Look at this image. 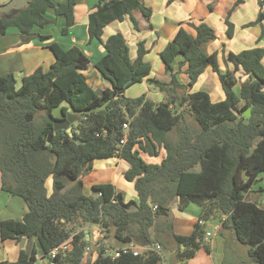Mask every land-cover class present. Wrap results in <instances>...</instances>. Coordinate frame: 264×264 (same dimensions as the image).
Segmentation results:
<instances>
[{
  "label": "trees",
  "instance_id": "obj_1",
  "mask_svg": "<svg viewBox=\"0 0 264 264\" xmlns=\"http://www.w3.org/2000/svg\"><path fill=\"white\" fill-rule=\"evenodd\" d=\"M244 2L236 0L226 11L225 40L234 38L231 17ZM258 3L256 20L244 28L264 20V2ZM76 5L77 0H31L12 21L0 23V37L15 28L23 37L21 46L38 37L48 41L55 58L48 69L40 66L23 77L20 86L14 74H0L1 190L26 206L21 221H0L1 240L36 239L51 264H164L163 251L113 253L131 243H158L167 250L175 242L172 263L189 264L207 247L205 224L215 220L248 248L249 260L239 264H264V209L246 198L264 173V47L230 52L227 60L233 68L224 71L220 52L206 50L218 38L216 30L204 21L190 22L195 32L190 33L179 23L159 53L170 76L163 81L151 75L145 39L133 52L121 32L104 38L114 22L128 20L140 32L137 15L149 22L152 9L144 0H98L88 16V42L103 47L104 55L93 63L110 85L96 89L84 75L91 59L80 47L34 32L63 18V33L68 34L76 25ZM184 68L187 81L181 82ZM209 68L224 93L217 102L208 92L193 91ZM145 80L162 93L161 102L146 93L127 97L129 88ZM58 108L63 115L71 109L80 121L72 125L73 137L57 131L49 141ZM162 151L166 155L159 164L143 158L159 157ZM117 158L128 163L124 177L134 183L137 197L127 200L112 183L94 185L88 194L82 175L93 170L95 161ZM175 201L180 211L191 204L200 207L190 235L175 233L170 217ZM95 226L103 237L93 242L86 230ZM66 242L69 248L52 258L51 252ZM37 256L36 249L30 254L23 250L11 264H38Z\"/></svg>",
  "mask_w": 264,
  "mask_h": 264
},
{
  "label": "crops",
  "instance_id": "obj_2",
  "mask_svg": "<svg viewBox=\"0 0 264 264\" xmlns=\"http://www.w3.org/2000/svg\"><path fill=\"white\" fill-rule=\"evenodd\" d=\"M145 4L149 6L152 9V16L149 20H145V18L142 15H137V19L140 24L141 31L135 32L133 30V27L131 23L126 20L124 22H114L111 25H109L105 29V36L104 38H107L111 34L121 32L123 33L126 38L128 39V42L130 43L133 52H135V45L140 40H146L147 41V47L150 49V53L147 55L146 59L151 63L152 65V76L154 74V65H159V63L163 66L160 58L159 53L164 49V47L167 45V43L174 37L178 30L179 23H182V26L185 27L187 31L190 33H195L194 30L188 25L190 22H200L204 21L208 23L210 26H212L217 33L218 38L207 45L206 50L208 53H213L215 51L220 52V65L222 69L227 68H233L228 60V54L230 52L238 53L243 48H240V50L235 49L238 48V43L241 42L243 45H251L250 47H264V20L261 24H258L254 27L250 28H244V25L249 22H244V19L241 18V15L238 13L240 11H244L248 0H245V2L236 8L234 11L231 21L235 25V35L234 38L231 40H225V33L227 31V26L225 24V15L226 11L232 6V4L236 0H207L206 3H204V0H176L172 4L168 5V0H144ZM264 2V0H262ZM259 0H255V3L257 5L258 12L260 11L259 7ZM206 4V5H205ZM213 4V9L209 8V5ZM96 5L92 4L88 6L85 9H79V2L77 0V5L75 6V18H76V25L77 27V21H78V13L79 15H82V21L83 26H85L86 34L87 33V25H88V16L91 12V9L93 6ZM264 12V7H263ZM239 15V18L237 17ZM151 26V27H150ZM71 28L72 30L75 28ZM111 28V33L106 34L107 30ZM71 31L69 30L68 34L70 35ZM7 35V34H6ZM262 36V40L259 44H257V39ZM75 37L72 39V42H68L69 46L72 47L75 45ZM92 44V43H91ZM44 46H41L40 48L36 47L34 45V41L28 45L17 46L16 48L19 49L24 54H33L29 56V59L35 58L34 61H29L30 64H32V68L29 72L32 73L36 68L38 67H44L45 69H48L52 63H54L55 58L53 54L48 49V43L43 44ZM101 52L102 55H104V49L101 46ZM89 58L91 57L92 53L89 52ZM135 56V54H134ZM91 59V58H90ZM152 59V61H151ZM186 68L183 69V74L185 77V82L187 81V76L184 74ZM94 70L98 75H93V78L91 79H101V76L99 72L94 68L89 67V70L84 73V75L87 77L88 72H91ZM165 72V69H163ZM28 74V75H29ZM168 78H170L169 74L167 75ZM90 77V76H89ZM213 80L215 81V84L217 85V88H215L218 92V95L221 94L219 89V80L217 78V75L213 73L211 68L207 69L206 72L199 78L197 83H205L204 80ZM204 81V82H203ZM103 85L102 87H108L110 84L109 82H106L102 80ZM147 84V81H144ZM143 82V83H144ZM140 83V84H143ZM196 83V84H197ZM91 84V83H90ZM195 84V85H196ZM91 86H93L91 84ZM221 86V85H220ZM194 91V90H193ZM142 93H145L144 91ZM147 96L154 100L155 102H161L164 97L161 93V95L158 94H147ZM212 96V94H211ZM213 99V98H212ZM224 99V95L219 98V100ZM218 100V101H219ZM166 153L164 151L161 152L159 157H149L146 155H143V158L149 162L154 164H159L162 159L165 157ZM94 164H96L99 168H109L112 170L110 180L119 191L124 193L125 198L127 200L133 199L137 197V192L134 189V183L128 182L125 177L124 173L129 169L128 163L121 159H112V160H104V161H95ZM95 167V166H94ZM93 167V170H94ZM261 183L259 184V182ZM257 184H259L258 189L253 186L250 193L247 194L248 198L252 202H256L262 209H264V174L260 176V180ZM127 184V185H126ZM94 185H98V183H95ZM93 185V186H94ZM129 185V186H128ZM85 186V185H84ZM92 186V189H93ZM87 188L85 187V191ZM128 190V191H126ZM131 190V191H130ZM130 191V192H129ZM88 194L92 193V190ZM18 197H13L10 194L4 192L1 190V174H0V221L3 220H18L21 221L23 219V216L25 215L24 208L20 201L17 199ZM200 207L191 204L189 207L184 210L180 211L178 209V201H175L171 203L170 205V217L174 224V230L177 231V234L179 233V227H190L191 232L194 228V225L199 221V215H200ZM225 216L223 217V220H225ZM206 245L207 247L201 248L196 256L192 258L189 261V264H239L240 260H249V256H244V252L247 248L244 247L241 243L237 241L236 235L234 231L230 228H223L222 222L220 221H209L206 224ZM89 231L91 232V235L89 234V239H99L100 237H103L100 235L101 229L98 227H92L89 228ZM95 233H97L98 238L95 237ZM210 233L211 236L207 237V234ZM189 234V235H190ZM182 235V234H180ZM95 242V240H94ZM172 249L176 253V245L172 244ZM4 247V253L0 257V264H11L13 262H16L20 256L21 251H26L28 254L32 252L33 249H36L38 256H37V263L38 264H51L48 259L43 258L42 253L40 251V248L38 246L37 240H29L28 238H23L20 241H3L0 238V247ZM244 248V249H242ZM245 250V251H244ZM243 252V255L241 254ZM248 252V250H247ZM174 255H171V259L173 260ZM166 264V262L164 263Z\"/></svg>",
  "mask_w": 264,
  "mask_h": 264
},
{
  "label": "rangeland",
  "instance_id": "obj_3",
  "mask_svg": "<svg viewBox=\"0 0 264 264\" xmlns=\"http://www.w3.org/2000/svg\"><path fill=\"white\" fill-rule=\"evenodd\" d=\"M55 1H59L64 3L65 0H55ZM207 0H204V3H206ZM79 2V9H85L88 6L95 4V2L97 3L98 0H78ZM206 5V4H205ZM239 15H241V18L244 19V22H251L256 20L257 15H258V9H257V5L255 3V0H248L247 2V6L245 8L244 11H240L238 13ZM239 15L237 16L239 18ZM78 21H77V27H75L73 30L70 29L71 33L70 35H64L63 33V28H64V20L63 18H59L57 19V22L55 24H51L49 25L46 29H36L34 32L37 35H51L52 36V40L53 42H57L60 43L64 46H69L68 42H72V39H75V45L77 47H80L84 53L89 57V52L92 53L91 55V68L93 69L94 63L95 61L99 60L100 58H102V52H101V45L97 42V41H93L92 44H89L88 42V37L86 34V29L85 26H83V21H82V15H79L78 13ZM111 28L107 30L106 34L111 33ZM37 37V36H36ZM23 41V37L20 35V32L15 29V28H10L7 32V35L5 36H1L0 37V74L2 75H6V74H14L15 78L17 80L18 86L21 85L22 79L23 77L27 76L31 70V68L33 67L32 64L29 63V61H34L35 58L29 59L30 55L33 54H24L21 51H19V49H17L16 47L19 46V44L21 45ZM47 42H42L38 37L35 38L34 40V45L38 48H40L41 46H44L43 44H47ZM49 45V43H48ZM251 45H243L241 42L238 43V48L235 49V52H237L236 50H240V48L243 49H249ZM152 61V59H151ZM163 66L159 63V65H154V74L153 76L157 77V79L163 80V81H169L168 78V73L163 71ZM225 71V69H223ZM93 75H98L94 70H92L91 72H88L87 78H88V82L91 83L93 85L94 88H100L103 85V82L101 79H91L93 78ZM90 76V77H89ZM237 77H239V74H237ZM179 78L181 80V82L185 81V77L183 74L179 75ZM209 79V78H208ZM206 78L205 83H197L193 90L194 91H205L208 92L210 95L212 94V98L214 102H217L219 100L220 97H222L224 95L223 90L221 88V86L219 85V89L221 94L218 95V92L215 88H217V85L215 84V81L213 80H208ZM203 81V82H204ZM145 92L146 94L150 93L153 94H158L161 95V92L158 91L157 89L153 88L151 85L147 84L144 82L143 84H136L134 86H132L131 88H129L127 90V97H131V98H135L140 96L141 94H143L142 92ZM54 115L57 117H61V109H55L54 110ZM187 121L192 123V118L190 116H187ZM75 124V123H74ZM94 170H92L90 173H85L82 175V180L83 183L85 185V187L87 188V191H91L92 190V186L95 183L98 184H105L107 182H111L110 180V176H111V172L112 170L109 168H99L96 166V164H94ZM264 174V173H263ZM262 174V175H263ZM261 183V181L259 182V184ZM259 184H256L254 187H256V189H258ZM127 185V184H126ZM129 186V185H128ZM128 191V190H126ZM131 191V190H130ZM129 191V192H130ZM20 203L22 204L24 211L26 213V206L23 202V200L21 198H17ZM89 231V230H88ZM179 233L182 235H189L191 232L190 227H179ZM177 234V231L175 232ZM179 234V235H180ZM95 237L98 238L97 233L94 234ZM96 241V239H93ZM175 243V242H174ZM172 243V244H174ZM171 244V246H173ZM176 244V243H175ZM174 244V245H175ZM169 247L167 250H163V257L165 259L166 264H173L172 263V259H171V255H174V250L172 249V247ZM245 248H247L246 246H244ZM244 249V248H242ZM248 248L246 249V251L244 252V256L248 257L249 253L247 252ZM4 253V247H0V257L3 255ZM243 255V252L241 253ZM250 258V257H249Z\"/></svg>",
  "mask_w": 264,
  "mask_h": 264
},
{
  "label": "built area",
  "instance_id": "obj_4",
  "mask_svg": "<svg viewBox=\"0 0 264 264\" xmlns=\"http://www.w3.org/2000/svg\"><path fill=\"white\" fill-rule=\"evenodd\" d=\"M129 127H128V124H124V129L127 130ZM126 143V139L122 140L121 141V144L122 145H125ZM100 235L102 236V231L100 232ZM211 234L208 233L207 234V237H210ZM69 248V242H66L64 243L63 245L55 248L52 252H51V257L54 258L56 257V255L61 252V251H65ZM123 251L124 253H128V252H133L134 255H138L139 253H142V252H146V251H154V252H157V253H162L163 251V248L160 244L158 243H154V244H151V245H146V246H137L133 243L129 244V245H126L124 246L123 248L121 249H118V250H115L114 253H113V257H118L120 255V252Z\"/></svg>",
  "mask_w": 264,
  "mask_h": 264
},
{
  "label": "water",
  "instance_id": "obj_5",
  "mask_svg": "<svg viewBox=\"0 0 264 264\" xmlns=\"http://www.w3.org/2000/svg\"><path fill=\"white\" fill-rule=\"evenodd\" d=\"M130 82H127L126 85L128 86ZM245 117L249 118L251 116V110L247 109L244 112ZM61 119L57 118L54 120L53 124V131L50 133L49 141L52 140L54 132L57 131H66L71 137H73V130L72 125L78 121H80V117L72 112L71 109H68L65 115L61 114ZM248 198V195L246 196ZM87 238L89 239L88 230H86Z\"/></svg>",
  "mask_w": 264,
  "mask_h": 264
},
{
  "label": "flooded vegetation",
  "instance_id": "obj_6",
  "mask_svg": "<svg viewBox=\"0 0 264 264\" xmlns=\"http://www.w3.org/2000/svg\"><path fill=\"white\" fill-rule=\"evenodd\" d=\"M31 0H0V23L12 21L19 13L26 9ZM61 119L62 117H58Z\"/></svg>",
  "mask_w": 264,
  "mask_h": 264
}]
</instances>
